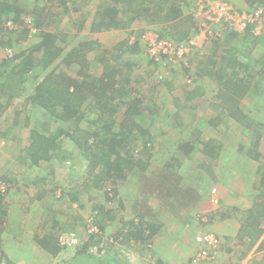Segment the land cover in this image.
Masks as SVG:
<instances>
[{
    "label": "rangeland",
    "instance_id": "obj_1",
    "mask_svg": "<svg viewBox=\"0 0 264 264\" xmlns=\"http://www.w3.org/2000/svg\"><path fill=\"white\" fill-rule=\"evenodd\" d=\"M0 1L1 3H6L10 0ZM104 1L105 0H67L66 6L70 8L68 11L65 10L62 0L19 1L20 7L23 9L25 8V11L28 10V13H30L28 18H32L37 26L43 28L42 30H53L60 32V34L68 35L65 41H59L64 48V52L52 65L45 67L44 62L41 60L37 64V67L34 68L33 72L35 76H37V80L43 79L44 76L54 70V68L56 72L65 71L70 75H76L78 65H67L65 61L66 54L80 41L86 39L83 38L82 35L85 28L75 32L77 31L78 23L83 20L84 16H87L84 18V21H92L96 7ZM188 3H191L189 8H187V4L184 5L186 13H189L194 6L193 0H188ZM249 6L252 7L253 5ZM89 7L91 10L89 14H86ZM127 16H129V14H127ZM155 17L157 18V14L154 13V15H152L151 12L142 16L143 21L135 22L133 29L131 28L135 36L143 34V30L147 29L149 24L145 18L152 19ZM34 18H36V20ZM154 26L155 28H160L162 25L159 24ZM105 31L109 30H103V32ZM22 33L23 31H21V33L17 35V39L8 46L16 54L36 43L38 39L40 40V37L28 39L26 33ZM62 36L60 39H62ZM104 36L107 38L101 40L103 43L108 44H104V46H109L111 49L107 50L103 47L97 48L94 45V49L86 53V57L84 56V58L87 59L86 65L89 67V72L94 76H101L107 63L116 66H118V64L123 65L115 60L117 54L116 46L112 48L114 45L111 46L110 44V33L105 32ZM138 40L142 42V36L138 37ZM141 44L142 48L139 53H136L134 56L132 54H126L124 58L128 60L130 59L128 57H135V59H133L135 63L130 75L132 83L128 85L134 89V91L131 90L130 96L132 98L136 96L141 99V105L145 111L138 117V123L152 136L149 140L139 136L135 141L137 147L133 148L132 151L135 153L133 154L134 157L142 156L148 161L147 168L144 172L137 170L129 175L126 180L112 182L109 179L103 180L104 175L101 174V166L95 167L93 171L86 158V163L82 167H75L76 165L74 162L76 159H70L67 162L65 160L62 161L60 157L54 159L52 164L51 162L48 164L42 162L38 166H35L32 165L30 161L23 159L26 153H23V158L21 159L18 158L17 151H13L14 156H16L22 164L17 163L14 165L15 167L11 169L12 176L17 181V184L12 183L11 186L21 189L19 182L21 181L22 184H24L29 181V186L27 188L25 185L22 187V189L29 193V198L34 196L35 193L36 195L42 194V199L30 202L28 207L29 210L26 211L25 209V214L21 215L19 219L24 222L25 228L30 235L36 234L34 230L36 226L45 224L44 219H50V216L47 217L45 212L47 209L54 210V212L55 210L58 212L60 210V214L63 210H68L67 215H62L61 218L62 221L72 225L67 229L68 232L62 235L67 239L69 244H66V249L59 252V257H55L52 264H61V258L72 254L75 248H78L83 242L86 241L90 243L89 241H91V238L85 237L84 240L82 239L83 235L80 237L76 231L73 230H83L85 223L89 224L91 228L96 218L105 226V234L102 238H98L100 246H103L104 249L102 255L109 253V255L116 256L117 259L119 258L121 262L125 264H136L139 257L146 258V260H148L147 262L151 264H163L164 221L162 207L163 196H165L163 192L171 182V180L163 179V166L168 163L173 164L172 170L176 173L177 178L182 181V186L186 187L187 185H192L194 188L204 187L207 192L205 195H210L212 187L216 186L218 180L221 179L225 192L224 196H232V193H236L235 191L241 188H243V190L249 189L247 183L248 179L255 176L254 163L257 166L258 162L253 157L256 151L260 150V146L264 150V101L261 105L258 104L262 98L264 99V94L258 102L256 100L255 102L248 100L245 105L243 104L241 106L243 108H241V110L245 115L236 113L237 115L230 116L231 119L227 120L226 117L229 116L228 113L232 112L229 110V106L233 109V103L236 102L239 96H232L230 95V91H226L228 97L223 104L224 106L217 105L212 110L215 111L217 115L220 109L224 111V115L219 117L221 121L213 119L210 125L201 128L202 123L198 124L196 122L197 118L194 115L196 112H202L206 108V104L199 101L193 104L192 97L194 96L190 93L193 84L192 82H187L190 76L184 72L185 67L190 65L193 60L189 61V57H187L183 61L172 62L177 64L179 69H177L176 75L173 73L169 74L167 77L169 82L163 84V81L159 82L158 79L161 80L163 76V66L166 62H163V59L155 64L151 62L147 52H145L146 50H143L145 48L143 42ZM205 45L202 48H205ZM248 47H250V45L246 47L244 52L245 54L247 53V56L253 51L258 52L256 48L252 50ZM213 48L212 44L209 45L203 54L206 56L211 55ZM109 53L111 55H109ZM2 54L4 55V52L0 54V61L3 60ZM101 56L103 61L100 60ZM206 58L207 57H205L204 60ZM178 63H182L183 65L180 67ZM156 67L157 69L154 72L148 71V69L152 70ZM245 75H247L246 81L248 83H254L255 80H261L262 77H264L262 73H258L256 70L250 73L246 72ZM156 76H158V78H156ZM116 77L118 79L124 78L122 73H117ZM35 83L36 82L30 85V87L28 85L22 86L14 83L12 84V90L7 91V93L4 94L5 96L0 98V137L4 136L7 139L4 147L10 144L13 145L12 141L15 140L13 136L16 138L17 133H19V137L22 139L24 134L26 136L29 134L32 127L43 129V125L50 119V114H47V112L39 108L38 105H32L30 107L28 105L31 104H26V98L29 93H31L32 86L35 85ZM11 95L12 97L10 98ZM215 99L218 100L216 97ZM230 101H232V103ZM91 104L92 102L90 100L87 101L88 108H85L87 109V114L79 125L72 122H65L58 118L55 119L50 115L51 120L53 123H57L69 131H75L76 127L81 130L94 131L96 130V123L98 124L97 119L100 115V109H97V107ZM125 107L126 103L122 104L120 107L118 106L117 112L114 115V118L119 122L123 117ZM234 110L235 109H233V111ZM26 116H29L28 121H25ZM116 131L117 126L115 125L114 132ZM7 133L10 135H7ZM61 138L64 139L66 137L62 136ZM85 138H87V136ZM257 139L260 140L257 141ZM186 140L191 142L193 150L190 154L185 156L179 147L181 143ZM90 142L92 144L94 143L93 138ZM145 142L149 149L144 148ZM203 142L205 143L203 144ZM256 142L258 143L255 144ZM205 144H209L210 148H214V150L218 152L216 158L212 159L211 162H205L203 159L205 154L202 149ZM132 145L130 147H132ZM4 147L1 148L0 151H6L7 149ZM91 151H93V149H90L89 153ZM1 154L3 156V153ZM6 158H8V160L17 159L10 156ZM0 160L1 164H4V157L0 158ZM207 163L210 164L208 166L204 165ZM183 164L187 166L188 164H190V166L192 165L193 170H190L192 173L189 174H194L195 178L201 180L199 183L194 181L191 175L187 174L186 176L184 174L185 169L182 167ZM213 164H216V169L213 168ZM196 167H198V169ZM211 173L217 174L218 177L215 179L212 178ZM221 177H223V179ZM38 180L39 182L37 184H33L34 181L37 182ZM159 186L162 187L160 188ZM146 191H149L148 196H153L149 201L145 200ZM152 191L154 193L151 195ZM74 193L77 195L76 201H72ZM218 194H220L219 188ZM240 195L241 194H238L236 196ZM157 196H162V203L158 200ZM251 199L253 202L244 203L241 211L238 210L240 207H237V210L233 211L234 214L243 215V219L244 217L247 218L250 209L248 206L253 205L255 198L253 197ZM25 200H27L25 197L21 198L17 196L15 203L20 201L19 203L24 204ZM134 202L135 205L133 206L132 212L131 204H134ZM245 208L247 209L245 210ZM219 209L215 214H220V212L225 214V212H227V210H221L222 208ZM140 213L144 215V217H142L144 218L143 220L151 222L154 224V227L158 229L156 235L150 241L152 245L146 243V247L152 248L146 250L144 249V242L141 243L132 238L130 240H127V238L123 239V237L120 236L124 235V231L123 234L119 233L122 227L128 225V222H131V220H141ZM202 215V213L199 214V219ZM181 216H185L188 222L190 221L187 211H184ZM233 216L239 221L238 216ZM202 218L204 217L202 216ZM4 221L5 222L1 223L3 228L7 226V220L5 219ZM95 225L97 226V224H94V226ZM168 226L171 228V236L173 235L172 238L170 237L172 242H176L177 240V238L174 237L175 235L179 236V241L178 244H173L170 248H167L164 254H171L172 251H174V254L180 252L181 254H179L176 264L191 263L192 257L202 247L201 238L206 235V233L210 232L209 234H216L219 237L216 232L208 228L197 229L196 233L193 231L190 233L191 226H189L187 230L178 234L179 228H177L175 224L168 223ZM118 236L121 241L116 239ZM179 242H181V244H179ZM242 246L246 249L247 246L250 245L248 242V245L244 243ZM228 247L229 246L222 244L218 249L217 255L210 262L225 264L230 253L228 252L230 251V247ZM97 248L98 247H93V254L96 253L98 250ZM244 251L238 250V255L233 256L237 261L231 260L228 261L227 264H242V252ZM174 254H171L168 264H175ZM262 254L263 253L256 254V257L259 258ZM224 257L225 259L223 262L220 261Z\"/></svg>",
    "mask_w": 264,
    "mask_h": 264
},
{
    "label": "trees",
    "instance_id": "obj_2",
    "mask_svg": "<svg viewBox=\"0 0 264 264\" xmlns=\"http://www.w3.org/2000/svg\"><path fill=\"white\" fill-rule=\"evenodd\" d=\"M19 1L21 2V0H10L6 3H1L0 1V21L6 18H12L22 26L17 34L5 33L2 35L0 42L4 47L10 46L11 43L17 39V35L20 34L21 31L26 33V35L28 34V30L24 27V23L30 13H28V10L25 11V8L23 9L20 7ZM248 1L251 4H264V0ZM66 2L67 0H62L65 10L68 11L70 8L69 6H66ZM185 4H187V8L191 5V3H188V0H105L96 7L94 13L95 16L91 23L90 30L93 32L126 28L132 23L143 21L142 16L152 12V15H154V13L157 14V18H145L149 25L147 26V29L143 30V32L153 31L161 39L165 38L171 39L175 42H181L194 33L196 34L199 32V26L194 20L192 13H186L184 8ZM90 10L91 8L89 7L86 14H89ZM127 14H129V16H127ZM34 19L36 20V18ZM159 24L162 26H160V28H155L154 25ZM84 28H86V26L84 25V22L81 21L78 23L77 32ZM60 35H63L62 39H60ZM141 36L142 34L139 35V37ZM67 37V34H60V32L57 31L42 30L38 43L32 44L17 54L14 53L12 57L1 60L0 98L5 96L4 94H6L7 91L12 90V84L14 83L22 86L28 85L30 87V85L36 82L35 85L32 86L31 93H29L26 98V104H31L28 106L31 107L32 105H38L39 108L44 109L47 114L49 113L55 119L58 118L59 120L79 125L87 114V109L85 108H88L87 101L90 100L92 102L91 105L100 109V115L97 119L98 124L96 123L95 128L96 130H81L76 127L75 131H69L63 126L53 123L51 116L49 115L50 119L43 125V129L31 128L29 132V146L27 145L25 148H20V152L14 147L18 153V158L22 159L23 153H26L25 158L23 159L30 161V163L35 166L42 162H45L44 164L51 162L52 164L53 160L58 157H60L62 161L65 160L67 162L70 159H76L74 162L76 165L75 167H82L86 163V158L93 171L95 167L101 166V174L104 175L103 180L109 179L112 182L126 180L129 175L137 170L144 172L147 168L148 161L142 156L134 157L133 154L135 153L132 151L133 148L137 147L135 141L139 136L144 137L146 140H149L152 136L138 123V117H140L145 111L142 108L141 99L136 96L133 98L130 96L131 90L134 91V89L128 85H131L132 83L130 75L135 61L131 57H128L130 58L128 60L124 58L126 54L140 52V40H137L133 44H129L128 41H122L114 45L112 48H115L116 46L117 53L115 60L123 65L118 64V66H116L107 63L102 75L94 76L89 72V67L86 65L87 59H85L84 56L86 57V53L94 49V45L97 48L99 45L96 44L97 41H93L86 37L85 40L80 41L76 46L69 50L65 57L67 65H78L76 75H70L65 71L56 72L54 68V70L46 74L43 79L37 80V76H35L33 72L34 68L37 67V64L41 60L44 62L45 67L52 65L64 52V48L59 41H65ZM251 38L253 37H250L249 34H239L235 31H228L222 40L216 41L215 39L210 38L214 47L213 53H211V55L205 60H201L199 64L192 65L191 63L185 67L184 72L189 74V80L191 79V81L188 80L187 82L191 83L207 77L219 86L218 98L221 102L219 103L220 106H224L223 104L228 97L226 91H230V95L232 96L238 95L239 98L236 100V103H239L247 88L244 90L240 88V86L235 88L232 87V84L236 83L235 81L245 83V78H247L245 76L247 75L244 77L239 76V69L242 66V62H240L238 58H240L242 53L243 57L249 58L246 56L247 53H244L248 45L255 47L260 43L257 47L264 46V40L260 42L256 41V38ZM103 48L107 50L111 49L109 47ZM143 50L145 51V48ZM109 55L111 54L109 53ZM190 58L191 57H189V60ZM100 60H102V56ZM150 61L154 64L156 63L154 60ZM260 64H262L264 69V52ZM178 65L181 67L183 64L178 63ZM255 65V61L250 58L248 59L247 65L243 66L248 68V70L251 68L253 70ZM156 69L157 67L151 71L154 72ZM177 69L179 68L175 63H164L163 79H158V81H163V84L169 82L167 80L168 75L171 73L176 75ZM117 73H122L124 78L122 77L118 79L116 77ZM156 78H158V76H156ZM11 97L12 95L10 98ZM125 103L126 107L123 111V117L119 122L114 118V115L117 112L118 106L120 107ZM237 107H239V104ZM220 115H224L222 109ZM26 120H29V116L25 117V121ZM115 125L117 126L116 132H114ZM7 135L10 134L7 133ZM62 136L66 138L63 139L61 138ZM86 136L87 138H85ZM92 138L94 141L93 144L90 142ZM13 139H15L14 136ZM259 140L260 139H257V141ZM204 143L205 142H203V144ZM257 143L258 142L255 144ZM131 145L132 147H130ZM144 148L149 149L146 142ZM179 148L186 156L192 152L193 145L189 140H186L181 143ZM90 149H93V151L89 153ZM203 152L205 154V162H211V160L217 156V151H215L214 148H210L209 144L205 145V150ZM253 158L258 162L256 173L259 175V181L256 188L260 193L250 207L247 218L244 217L243 219V216L234 214L233 211L237 210V206L227 208L220 207L222 208L221 210H227L225 214L220 212V215H228L227 217L233 215L238 216L241 220L238 237L243 239L245 236H248L253 243H255L254 241L262 239L257 250H263L264 153L257 150ZM17 163L20 162H15L14 164ZM209 164L210 163L204 165L208 166ZM172 167L173 164L168 163L163 168V179L171 180V182L163 192L165 196H163L162 208L170 214H175L177 219L184 220V216H181L184 211H187L188 216H190V210L200 202V198L202 196L210 195H205L207 192L204 187L194 188L192 185H187L186 187L182 186V181L177 178ZM211 177L214 178V174L211 173ZM0 180L6 184L8 189L5 194L0 193V198H3L8 195L11 185L7 178L1 174ZM194 181L199 183L201 180L195 178ZM38 182L39 180L35 182V184ZM218 184L220 186H218ZM217 186H222L221 179L218 180L216 187ZM159 187L161 188L162 186ZM153 193L154 192L152 191L151 195ZM41 195L42 194L36 195L35 193L34 196ZM145 195V200L148 201L153 197L148 196L149 191H146ZM76 196V193H74L72 201L77 200ZM157 198L162 203V196H157ZM134 205L135 202L133 206ZM45 212L47 217L50 216V219H44L45 224L41 226L39 224V226L34 228L36 234L33 235V240L45 250L53 252L55 253L54 255L57 256L60 251L66 249V246L64 247L61 243L62 235H64L63 233H67V229L72 226L71 224L62 221L61 218L62 215H67L68 210H63L61 214L59 213L60 210L59 212L55 210L57 214L51 209H47ZM139 215L141 216V220H131V222H128V225L122 227L119 233L123 234L124 231V235L120 237H123V239L127 238V240L132 238L141 243L144 242V249H150L152 247H146V243L152 245L150 241L154 238L158 229L155 228L154 224L151 222L143 220V214L140 213ZM210 215L211 214H203L202 216L207 217L208 219L205 220L201 216L202 221L209 222L211 219L209 217ZM4 220L3 213L0 210V228L2 227L1 223H3ZM93 223L97 224V226L95 225L97 230H91L92 228H90L87 223L84 224L83 230H73L76 231L80 237L83 235L82 239L87 237L91 238V241H89L90 243H87L86 241L83 242L78 248H75L73 253L71 252L72 254L61 258V264H125L121 262L119 258L117 259L116 256L109 255V253L102 255L104 249L103 246H100L98 238H102L105 234V226L102 222L98 221L97 218L94 219ZM94 224L92 225L94 226ZM120 237L118 236L116 239L121 241ZM93 247H98L95 254H93ZM58 257L59 256L56 258ZM3 262H7V260L4 255L0 254V264H4Z\"/></svg>",
    "mask_w": 264,
    "mask_h": 264
},
{
    "label": "crops",
    "instance_id": "obj_3",
    "mask_svg": "<svg viewBox=\"0 0 264 264\" xmlns=\"http://www.w3.org/2000/svg\"><path fill=\"white\" fill-rule=\"evenodd\" d=\"M235 2L238 6L244 8V9H249L251 7L249 5H253L248 0H235ZM94 16L92 18V21L94 19ZM85 17H87V16H84L83 20H82V22H84V24L86 26L85 31L82 33L83 38L87 37L88 39H91L93 41H97L96 44L99 45L98 47H100V48L101 47H109V46H104L105 43H103V41L101 40V39L107 38L106 36H104L105 32L110 33V44H111V46L116 45L117 43H120L122 41H128L129 44H133L134 42H136L138 40L139 35L138 36L136 35L137 36L136 37L135 33L132 32V29H133V26L135 25V23H132L130 26H128L126 28L113 29V30L108 29L109 31H105V32H103V31H93L92 32L90 30L92 21H84ZM75 32H77V31H75ZM242 34H246V35L249 34L250 37L256 38L255 39L256 41L261 42L262 40H264V34L259 35V36H255L251 33L250 30H248L247 32L242 33ZM253 38H251V39H253ZM139 43H142V42L139 41ZM211 44H213V43H208V45L206 44L205 48H202L196 55H194L190 58V60L191 59L193 60L192 63L194 65L199 64V62L201 60H204L205 57H209V56L204 55L203 52L206 51L207 48L209 47V45H211ZM105 45H108V44H105ZM257 46L248 47V48H251L252 50L254 48H256L258 50V52L254 51L255 53L253 52V53L249 54L248 56L246 55L249 58H246V57L243 58V53L240 56V58H238V60L240 62H242L241 63L242 66L239 69V71H240L239 76L240 77H244L245 73L247 71L250 73V72H253L255 70H256V72L262 73V75H264L263 74L264 73L263 66H262V64H260L261 59H262V54L264 52V46H261V47H257ZM211 53H213V50L211 51ZM131 54L134 56L136 53H131ZM132 58L135 59V57H132ZM250 58H252L256 63L253 70H252V68L248 70V68L243 66V65H247L248 59H250ZM243 61H245V62H243ZM257 62H259V63H257ZM148 71H151V70L148 69ZM245 77H247V76H245ZM199 78H201V77H199ZM245 80H247V78H245ZM235 82L236 83L232 84V87L238 88L240 86V88H242L243 90L246 88H247V90L244 93L243 97L241 98L240 102L239 103L237 102L239 104V107H237L238 104L236 102L233 103V105H234L233 109H235L234 111L229 106V110H231L232 112L228 113L229 116L226 117L227 120L231 119L230 116L237 115L236 113H242V115H245L241 110V108H242L241 106L243 104L245 105V103H247L248 100H252L253 102H255V100H256L258 102L260 100V98H262L261 96L264 94V77H262L261 80H255L254 83H248L247 81H245V83L244 82L240 83L239 81H235ZM192 84H193L192 90L190 93L194 96V97H192L193 104L196 101H199V102L206 104V108L203 111L201 110L202 112H200V113L196 112L197 116H196V114L194 115L197 118L196 122L198 124L202 123L201 128H204L206 125H210V123L213 119H216L217 121H221V119H219V117L221 116L220 115L221 109L218 111V115L216 114L215 111H212L215 106H217V105H219V103H221L219 98H218L219 86L217 85V83H215V82L211 81L209 78L205 77V78H202L198 81H195V82L193 81ZM259 90H260V92H259ZM215 97L218 100H216ZM229 100H230V98H229ZM263 101H264V99L262 98V100L258 104L261 105ZM230 102L232 103V101H230ZM253 106H254V104H253ZM16 135L17 136H16L15 140L12 141L13 145H11V144L8 145L9 144L8 143L7 147L6 146L4 147V145H6L7 139L4 136L0 137V149L3 147L5 149H7L6 151H0V158L4 157V161H5L4 164H1V160H0V174L3 175L5 178H7V180L10 182V185L12 183L17 184V181L12 176L11 169L15 167L14 166L15 161L20 162L19 159L16 156H14L13 151L15 149L13 147L18 149L20 152L21 151L20 148H25L27 145L29 146L30 134H28L29 136L22 134L24 136L22 139H21V137H19V133H17ZM205 145H203V149H202L203 151L205 150V147H204ZM259 151L264 153V150L261 146H260ZM1 153H3V156ZM217 154H218V152H217ZM8 156L15 157L17 159L16 160H13V159L8 160V158H6ZM203 159H204V157H203ZM20 164H22V163H20ZM164 164H166V163H164ZM215 165L216 164H213L214 169H216ZM164 167L165 166H163V168ZM182 167L185 169L184 174L186 176H187V174L191 175L189 173H192V172H190V170H193L192 165L190 166V164H188V166H187V165L183 164ZM256 167L257 166L254 163L255 176L251 179H248L247 183L249 185V189L243 190V188H241L240 190L235 191L236 193H232V196H224L225 192L223 189V185L221 187H218V186H220L218 184L217 187L220 189V194H219L220 204H218V205L214 204L212 202V200L210 199V196H202L199 200L200 202H198L197 205H195L194 208L192 210H190L191 212H190V216H189L190 217L189 222L185 216H184V218H185L184 220H179L176 218L175 214H170L169 212H166L163 209V221H164V223H163V259H164L163 264H168L171 254H174V251H172L171 254H169V253L164 254V251H167V248H170V246H172L173 244H178V241H179V238H178L179 236L175 235L174 237H176L177 240H176V242H172L171 238L173 237V235L171 236L172 232H171V228L168 226V223H173V224H175V226L177 228H179V231L177 232L178 234H181L183 231L187 230V228L189 226H191L190 233H192V231L196 233L197 229L199 230L202 228H208V229L216 232L219 235V237L221 238L222 244L230 247V251H228L230 253H229V256H228L225 264H227V262L231 261V260L237 261L236 258L233 256L238 255L237 254L238 250L239 251L245 250L244 252H242L243 253L242 264H264V249L263 250H257V247L260 244L262 239L254 241L255 243H253L248 236H245L243 239L239 238L238 234L240 231L241 220L239 219V221H238L234 216L227 217L228 215L221 216L220 214H215L220 207H226L227 208V207L237 206V207H240L239 211H241L243 206H244L243 205L244 203L253 202V200L251 198L254 197L256 199L257 196H259L260 191H258V189L256 188V185L258 184V181H259V175H258V173H256ZM196 168L198 169V167H196ZM212 174H214V173H212ZM217 177H218L217 174H214V178H217ZM191 178L193 180H195L194 174L191 175ZM221 178L223 179V177H221ZM33 183L35 184V181ZM19 184L21 185V189L24 185L27 188L29 186V181L25 182L24 184H22V182L20 181ZM21 189L19 187L13 188L11 186L9 188L8 195L3 197V198H0V210L3 213V216L5 217V219L7 220V226H5V228L2 227V229L0 231V254L4 255L5 259L7 260V262H3V263L4 264H41V261L43 260L42 264H52L55 257H57L59 254L57 256H55L54 255L55 253L49 252V251L45 250L43 247H41L40 245H38L33 240V235L31 236L30 233L26 230L24 222L19 220L21 215L25 214L24 213L25 209H26V211L29 210L28 207H29L30 202H32L33 200L39 201L40 199H42V196H31V198H29V196H30L29 193H27L26 190H24V189L21 190ZM238 194H241V195L236 196ZM17 196L21 197V198L25 197L27 200L24 201V204L19 203L20 201L15 203ZM24 207H26V208H24ZM248 207H251V206H248ZM131 208H132V212H133V204H131ZM246 209L247 208H245V210ZM200 213L205 214V215L211 214L209 216L211 218L210 221L209 222H203L202 218L199 219ZM12 218H13V221H12ZM199 222H200V225H199ZM209 226H210V228H209ZM191 238H193V237H191ZM248 242H249L250 246H247L246 249L243 248L242 244L245 243L248 245ZM179 244H181V242H179ZM241 248H242V250H241ZM259 251H261V252H259ZM260 253H263V254L259 258L256 257V254H260ZM179 254H181V253L176 252L174 254L175 264L178 261ZM225 257L223 259H221L220 261L223 262ZM147 261L148 260H146V258H140L139 257L138 262L136 264H151ZM200 264H215V263H213V262H202Z\"/></svg>",
    "mask_w": 264,
    "mask_h": 264
},
{
    "label": "built area",
    "instance_id": "obj_4",
    "mask_svg": "<svg viewBox=\"0 0 264 264\" xmlns=\"http://www.w3.org/2000/svg\"><path fill=\"white\" fill-rule=\"evenodd\" d=\"M193 5L190 12L199 26V32L184 41L175 42L171 39H161L152 31L142 34L141 41L151 60L155 62H159L161 59L163 62L183 61L187 57L196 55L205 44L212 43L210 38L216 41L222 40L228 31L245 33L250 30L255 36L264 34V4L255 3L249 9H244L238 6L235 0H193ZM24 24L28 30V39L40 37L42 28L37 26L32 18H26ZM21 28L19 22L12 18L0 21V40L3 34H17ZM1 52H4L3 59L14 55L11 48L4 47L0 42V54ZM7 190L6 184L0 180V193L5 194ZM210 197L214 204H220L216 186L212 187ZM204 219L208 218L204 217ZM91 228V230H97L95 226H91ZM209 233L202 236V247L192 257L190 264L210 262L217 255L218 249L222 246L221 240L216 234ZM64 238L61 239V243L65 247L69 242Z\"/></svg>",
    "mask_w": 264,
    "mask_h": 264
},
{
    "label": "clouds",
    "instance_id": "obj_5",
    "mask_svg": "<svg viewBox=\"0 0 264 264\" xmlns=\"http://www.w3.org/2000/svg\"><path fill=\"white\" fill-rule=\"evenodd\" d=\"M190 12V11H189ZM191 13V12H190Z\"/></svg>",
    "mask_w": 264,
    "mask_h": 264
}]
</instances>
